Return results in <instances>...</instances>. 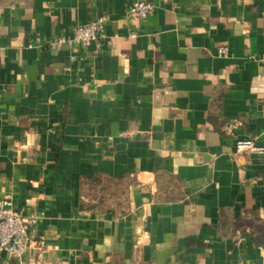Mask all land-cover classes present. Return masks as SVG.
Here are the masks:
<instances>
[{"label":"crops","instance_id":"1","mask_svg":"<svg viewBox=\"0 0 264 264\" xmlns=\"http://www.w3.org/2000/svg\"><path fill=\"white\" fill-rule=\"evenodd\" d=\"M136 1L0 0V203L41 215L25 264H264V155L236 150L264 146V0Z\"/></svg>","mask_w":264,"mask_h":264},{"label":"built area","instance_id":"2","mask_svg":"<svg viewBox=\"0 0 264 264\" xmlns=\"http://www.w3.org/2000/svg\"><path fill=\"white\" fill-rule=\"evenodd\" d=\"M154 11L151 2L138 0L126 11L130 19L144 20ZM106 19L98 17L85 24L76 25L72 29L71 43L76 45L79 51L83 52L91 43L105 37ZM138 33L133 31L130 38H136ZM60 42H65L60 39ZM227 49H220L224 54ZM237 153L251 151L264 155V146H259L253 140H239L236 143ZM41 219V215L24 216L14 209L10 201L0 203V253H5L10 261L15 264H25V259L33 247L31 231Z\"/></svg>","mask_w":264,"mask_h":264}]
</instances>
